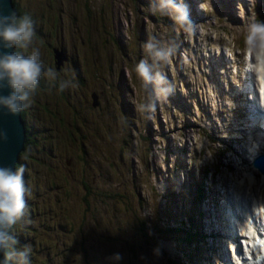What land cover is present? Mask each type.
Listing matches in <instances>:
<instances>
[{
    "label": "rangeland",
    "instance_id": "1",
    "mask_svg": "<svg viewBox=\"0 0 264 264\" xmlns=\"http://www.w3.org/2000/svg\"><path fill=\"white\" fill-rule=\"evenodd\" d=\"M17 1L43 31L24 53L38 50L55 73L47 69L25 111L35 135L21 155L30 195L27 222L13 228L19 246L31 247V264H172L168 256L181 263L180 242L167 238L191 210L180 191L201 179L203 164L228 159L220 148L250 135L233 124L237 79L220 51L248 33L253 7L264 0H185L191 35L153 14L151 0ZM153 36L178 44L164 69L175 92L147 119L137 111L148 100L133 67L148 58L143 45ZM61 50L68 59L60 72ZM240 157H249L245 149ZM175 172L180 190L170 197ZM246 191L264 194V180L254 178ZM116 253L120 261L111 259Z\"/></svg>",
    "mask_w": 264,
    "mask_h": 264
},
{
    "label": "clouds",
    "instance_id": "2",
    "mask_svg": "<svg viewBox=\"0 0 264 264\" xmlns=\"http://www.w3.org/2000/svg\"><path fill=\"white\" fill-rule=\"evenodd\" d=\"M149 10L172 19L179 30L191 35L195 24L190 17V8L185 0H151ZM35 22L29 15L17 16L14 11L8 14L0 12V111L8 115H17L31 106L33 94L45 73L38 50L25 54L33 43ZM264 42V22H253L248 26L247 43L257 46ZM148 58L141 59L133 67L136 77L142 82L147 104L137 105V111L151 119L159 102H166L175 92V85L165 74V67L175 56L178 48L176 40L161 42L150 37L143 45ZM149 59L151 62H149ZM49 73L55 75L54 70ZM66 85L59 86L60 91ZM151 88V91L149 89ZM7 92V95L4 93ZM0 138L6 134L0 132ZM25 166L18 168L0 167V264H31V247L19 246V240L13 234L17 224L26 223L28 204L26 196L30 189L26 187ZM120 261L119 253L111 257Z\"/></svg>",
    "mask_w": 264,
    "mask_h": 264
},
{
    "label": "water",
    "instance_id": "3",
    "mask_svg": "<svg viewBox=\"0 0 264 264\" xmlns=\"http://www.w3.org/2000/svg\"><path fill=\"white\" fill-rule=\"evenodd\" d=\"M14 11L18 16V9L14 0H0V12L8 14ZM55 54L56 64L62 65L66 56L63 50ZM58 66V67H59ZM8 93L5 92L4 95ZM97 98L96 95L93 96ZM97 104L94 101V105ZM0 132L6 134V139L0 138V167L16 168L20 162V154L25 150L27 141V124L23 118V113L17 115H8L0 111Z\"/></svg>",
    "mask_w": 264,
    "mask_h": 264
},
{
    "label": "trees",
    "instance_id": "4",
    "mask_svg": "<svg viewBox=\"0 0 264 264\" xmlns=\"http://www.w3.org/2000/svg\"><path fill=\"white\" fill-rule=\"evenodd\" d=\"M15 1V3H16V7H17V9H18V16H23V15H27L26 13H24V12H22V9H21V7L20 6H18L19 5V3H18V1L17 0H14ZM91 1V0H90ZM61 13L59 12L57 15H55V17H54V20H53V23H52V27H54V26H56V23L57 22H59V15H60ZM42 19H45V17L44 18H42ZM54 25V26H53ZM43 31H40V29H38L36 26H35V33H36V37L37 38H39V39H41L40 38V36L42 35L43 36V33H42ZM53 34V30L51 31V35ZM41 36V37H42ZM50 41V40H49ZM48 45L49 44H51V41H50V43L48 42L47 43ZM16 51H21V50H16ZM22 51H24V50H22ZM25 51H27V50H25ZM69 59H72V60H74L75 59V57H73L72 56V58L71 57H69ZM50 62V61H49ZM47 63L46 62V60L43 62L45 65H43V67L45 68V70H42L45 74L48 72L47 71V69H51V66H52V64L51 63ZM75 63H76V65L78 66V63H77V60H75ZM47 65V66H46ZM79 68V67H78ZM80 71V69H77L76 70V72L75 73H77V72H79ZM56 84V80L49 86V85H47L45 88H48V87H50V88H52L54 85ZM44 88V87H43ZM64 92V91H63ZM62 92V93H63ZM61 93V94H62ZM63 97L65 98V97H67V95H63ZM46 104V103H45ZM46 106H47V104H46ZM44 109H47L46 107H44ZM78 110L79 109H77V112H78ZM25 112V111H24ZM25 114H26V112H25ZM59 114H60V112L58 111L57 113H52V116L54 115L55 117H58L59 116ZM59 118V117H58ZM80 120H81V118H80ZM79 126V125H78ZM18 167H20V165L19 164H17V166H16V168H18ZM92 191L89 189V191H86V194H85V198L87 199L88 197H87V195H89V193H91ZM19 225H21V224H17V226H14V228H20L21 226H19ZM146 226V225H145ZM144 227V226H143ZM146 228L148 229V227L146 226ZM24 237V236H23ZM29 239H31L30 237H29ZM26 239H22V243L24 244V242L23 241H25ZM20 243V242H19Z\"/></svg>",
    "mask_w": 264,
    "mask_h": 264
},
{
    "label": "bare ground",
    "instance_id": "5",
    "mask_svg": "<svg viewBox=\"0 0 264 264\" xmlns=\"http://www.w3.org/2000/svg\"><path fill=\"white\" fill-rule=\"evenodd\" d=\"M215 54L217 55V56H219V53H216L215 52ZM218 60H220V59H218ZM263 60H264V58H263ZM226 62V61H225ZM255 69L258 71V73H259V75H260V79H259V81H258V84H259V88L261 89L260 90V92L259 93H257V94H255V93H253L252 92V90L254 91V92H256V90H257V88H255L256 86H254V85H251L250 83H247V85H249L250 86V88H249V92H250V94H252V95H255L259 100H260V97H262L263 99H264V76H263V70H264V65H263V61H262V59H260V61L258 62V64L256 65V67H255ZM244 89L247 91V89L244 87ZM260 106H264V104L262 103ZM259 123V122H258ZM260 131V126H259V124H256V128H254V129H252V130H249V133H257V132H259ZM258 135H259V133H257ZM226 150H228V147L226 148ZM255 150H256V152L257 151H261L262 149H261V147H259V148H255L254 149V152H255ZM253 154V153H252ZM231 157V156H230ZM249 158H250V160L253 158L252 157V155L250 154V156H249ZM53 169V168H52ZM119 173V172H118ZM199 179V178H198ZM199 183H200V179H199ZM222 193L223 194H225V190H222ZM260 197H262V198H264V194H260ZM238 206L239 207V204L236 202V204H232V208H234L235 206ZM240 211L242 212V209L240 208ZM70 217V216H69ZM231 228L229 227V230H230ZM253 229H254V227H253ZM97 233V232H96ZM76 234V233H75ZM52 235V234H51ZM66 235V234H65ZM79 235V234H78ZM95 235V234H94ZM68 237V236H67ZM68 240V239H67ZM261 243L264 245V241L262 240L261 241ZM77 259V258H76Z\"/></svg>",
    "mask_w": 264,
    "mask_h": 264
},
{
    "label": "flooded vegetation",
    "instance_id": "6",
    "mask_svg": "<svg viewBox=\"0 0 264 264\" xmlns=\"http://www.w3.org/2000/svg\"><path fill=\"white\" fill-rule=\"evenodd\" d=\"M61 70H62V68L59 70L60 72H61ZM32 137H29L28 138V147L31 145V143H32V139H31ZM27 148V147H26Z\"/></svg>",
    "mask_w": 264,
    "mask_h": 264
}]
</instances>
